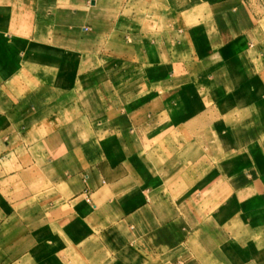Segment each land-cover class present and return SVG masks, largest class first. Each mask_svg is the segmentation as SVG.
<instances>
[{
	"label": "crops",
	"instance_id": "1",
	"mask_svg": "<svg viewBox=\"0 0 264 264\" xmlns=\"http://www.w3.org/2000/svg\"><path fill=\"white\" fill-rule=\"evenodd\" d=\"M0 264H264V0H0Z\"/></svg>",
	"mask_w": 264,
	"mask_h": 264
}]
</instances>
